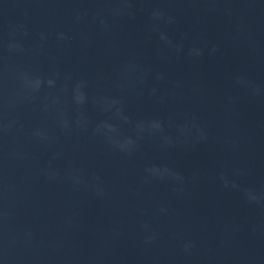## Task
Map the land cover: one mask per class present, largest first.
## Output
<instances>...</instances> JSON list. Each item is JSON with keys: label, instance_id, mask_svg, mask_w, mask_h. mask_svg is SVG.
Returning <instances> with one entry per match:
<instances>
[{"label": "water", "instance_id": "water-1", "mask_svg": "<svg viewBox=\"0 0 264 264\" xmlns=\"http://www.w3.org/2000/svg\"><path fill=\"white\" fill-rule=\"evenodd\" d=\"M0 264H264V0H0Z\"/></svg>", "mask_w": 264, "mask_h": 264}]
</instances>
